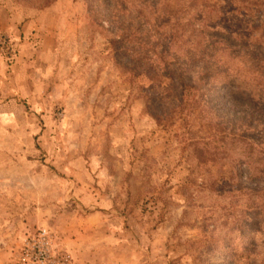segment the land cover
Listing matches in <instances>:
<instances>
[{
    "label": "rangeland",
    "instance_id": "1",
    "mask_svg": "<svg viewBox=\"0 0 264 264\" xmlns=\"http://www.w3.org/2000/svg\"><path fill=\"white\" fill-rule=\"evenodd\" d=\"M103 1L40 9L0 0L11 20L0 28V264H38L27 246L44 230L56 264H248L250 208L262 199L248 194L244 149L230 139L221 149L232 131L228 112L210 102L221 86L200 83L181 109L162 99L169 83L152 85L135 61L184 59L203 41L184 26L199 20L264 46V0H186L171 15L151 0L149 28L175 18L186 32L163 48L156 32L133 36L134 17L124 27L110 22L115 10ZM128 2L135 16L143 0ZM103 196L102 212L121 223L109 224L111 234L80 232L77 220L100 212L84 204ZM208 241L218 246L212 259L197 252ZM253 260L264 264V249Z\"/></svg>",
    "mask_w": 264,
    "mask_h": 264
},
{
    "label": "trees",
    "instance_id": "2",
    "mask_svg": "<svg viewBox=\"0 0 264 264\" xmlns=\"http://www.w3.org/2000/svg\"><path fill=\"white\" fill-rule=\"evenodd\" d=\"M144 1L140 3L141 5L136 3L135 16L130 10L128 0H104L103 3L107 12H111V9L115 10L113 14L116 17H110V22L111 20L112 22L117 21L122 24V27L131 23L133 17L134 23L131 26L139 22L135 25L133 36L143 37L145 34L147 38L153 39L155 36H152V32H156L155 34H159L158 38H155L158 42L156 47L163 48L166 43L171 41L175 43L179 32L181 34V24L183 23L180 19L174 18L173 21H170L173 23L162 22L158 28L156 26L149 28L148 25L152 24L147 21L150 19L144 18L147 10L145 4L151 0H147L145 3ZM180 1L185 2L186 0H162L166 12L170 11V15L177 13L179 7L175 4H179ZM35 2L40 4V9H44L50 7L56 0H35ZM155 3L158 4L156 1ZM201 22L202 20L197 22L198 26L185 25V28H195L188 29V33L182 29V32L188 34V38L200 36L203 41L196 44L195 49L203 47L204 52L201 49L199 55L195 56L193 53L195 43L191 42L192 50L187 52L184 59L176 55L167 58L157 56L154 62L142 58L135 61V66L152 85L160 82L159 79L166 80L169 83V88L166 89V93L164 92L166 95L162 99H166L172 104L176 103L175 105L181 109H185L186 105L191 102L192 99L189 97L196 93L200 83L212 85L214 88V85L221 86V90L215 89L217 101L210 98L212 104L216 103L222 113L223 111L228 112L231 117L229 123L232 128L231 135L229 137L224 135L221 139L223 140L221 149L228 146L224 142L227 139H230L232 145L244 149L248 181L254 186V189L252 188L248 194L252 197V201L253 198L262 199L261 205H257L255 202L250 208L252 209V219L248 222V226L251 233L248 235L251 237V245L245 247V252L248 253V264H258L253 259L258 258L259 252L264 249V46L260 45L256 39L251 38V41L250 37L240 39L232 33L219 30L218 27H211L212 29L208 30L205 28L206 25L204 26ZM122 50L121 48L119 56ZM145 62L149 63L145 64ZM147 98L154 102L161 97L147 96ZM254 134L256 135L254 136ZM259 138L261 141L258 140ZM204 142L209 148L210 141ZM226 216L233 218L234 215L229 212ZM258 223V230H253L252 228ZM199 250L197 251L198 256L201 258L211 257L210 259H212L214 258L213 254L218 251V246L208 241ZM250 260L253 261L250 262Z\"/></svg>",
    "mask_w": 264,
    "mask_h": 264
},
{
    "label": "crops",
    "instance_id": "3",
    "mask_svg": "<svg viewBox=\"0 0 264 264\" xmlns=\"http://www.w3.org/2000/svg\"><path fill=\"white\" fill-rule=\"evenodd\" d=\"M4 19L5 21L1 22V19ZM11 20H8V17L3 16V13L0 11V28H2L5 25H9V22ZM36 26L34 20L29 21L26 23L24 29L26 30V32H30L34 27ZM11 26L5 27L3 30H6L7 28H10ZM7 31V30H6ZM29 34V33H28ZM64 198V195H60V197H58V199ZM68 198V197H67ZM116 196L112 195V200L111 203H114ZM66 200V198H65ZM84 198L82 199V202H84ZM99 200H101V203H99ZM108 201V197L103 196L101 199L99 198L97 201H95V203H86L84 204V206L86 208H94L95 206H97V208L100 209V212H97L95 215H91L89 217H87L85 220H83L82 218L80 220H77V224L80 227V232H92V233H97V230H102L104 229L106 233H112V229H110L111 227H109L110 223H121L122 221V217L117 214L114 213L113 211H109V212H102V208L104 207V204ZM104 218L105 223L103 222ZM101 220V225L97 226L96 223H98V221Z\"/></svg>",
    "mask_w": 264,
    "mask_h": 264
},
{
    "label": "built area",
    "instance_id": "4",
    "mask_svg": "<svg viewBox=\"0 0 264 264\" xmlns=\"http://www.w3.org/2000/svg\"><path fill=\"white\" fill-rule=\"evenodd\" d=\"M50 244L51 235L44 230L27 246L38 264H56L50 253Z\"/></svg>",
    "mask_w": 264,
    "mask_h": 264
}]
</instances>
